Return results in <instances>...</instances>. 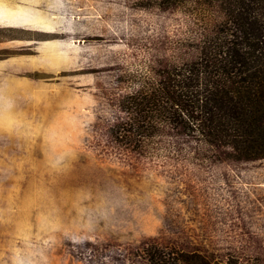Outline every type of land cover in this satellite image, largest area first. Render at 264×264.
Returning a JSON list of instances; mask_svg holds the SVG:
<instances>
[{"label": "rangeland", "instance_id": "374dc122", "mask_svg": "<svg viewBox=\"0 0 264 264\" xmlns=\"http://www.w3.org/2000/svg\"><path fill=\"white\" fill-rule=\"evenodd\" d=\"M142 3L0 0V264H148V245L264 264V157L216 159L171 129L163 151L111 136L125 94L202 31Z\"/></svg>", "mask_w": 264, "mask_h": 264}, {"label": "trees", "instance_id": "16d2710c", "mask_svg": "<svg viewBox=\"0 0 264 264\" xmlns=\"http://www.w3.org/2000/svg\"><path fill=\"white\" fill-rule=\"evenodd\" d=\"M153 1L142 5L186 7L202 20V31L192 37L185 62L125 94L126 117L114 122L111 136L139 152L156 139L163 151L162 136L171 129L194 136L216 159L263 158L264 0ZM47 61L60 63L59 52ZM144 253L148 264H243L233 256L222 262L158 245L145 246Z\"/></svg>", "mask_w": 264, "mask_h": 264}]
</instances>
